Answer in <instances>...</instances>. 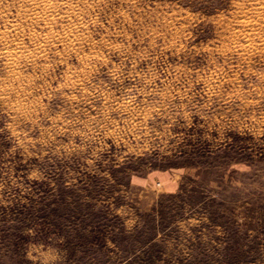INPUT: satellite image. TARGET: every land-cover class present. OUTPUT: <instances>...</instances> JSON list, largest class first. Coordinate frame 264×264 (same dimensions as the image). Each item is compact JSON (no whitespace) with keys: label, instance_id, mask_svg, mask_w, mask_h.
<instances>
[{"label":"rangeland","instance_id":"obj_1","mask_svg":"<svg viewBox=\"0 0 264 264\" xmlns=\"http://www.w3.org/2000/svg\"><path fill=\"white\" fill-rule=\"evenodd\" d=\"M0 264H264V0H0Z\"/></svg>","mask_w":264,"mask_h":264}]
</instances>
